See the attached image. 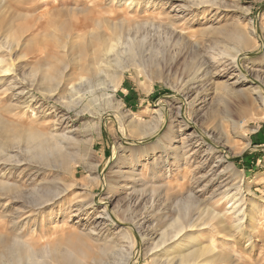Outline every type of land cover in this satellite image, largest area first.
<instances>
[{"label": "rangeland", "instance_id": "rangeland-1", "mask_svg": "<svg viewBox=\"0 0 264 264\" xmlns=\"http://www.w3.org/2000/svg\"><path fill=\"white\" fill-rule=\"evenodd\" d=\"M216 1L212 8L200 0H0V60L14 68L0 75V92L14 79L35 85L54 69L65 88L50 101L37 95L35 120L10 110V94H0V117L59 134L69 126L73 137L59 157L74 164L50 162L42 175L44 189L66 191L58 208L34 216L22 234L30 235L38 259L56 252L79 264H162L175 239L160 246L161 233L192 223L185 236L222 248L214 264H264V0ZM247 32L253 35L239 46L246 55L238 71L227 65L234 53L222 55L223 48ZM117 64L127 70L112 92ZM76 201L92 204L83 208L87 215L75 210ZM69 205L72 213L60 211ZM106 206L127 223L122 233L100 216ZM235 206L257 218L258 236L248 242L228 230ZM131 219L144 229L138 263L128 248ZM242 227L254 232L249 216Z\"/></svg>", "mask_w": 264, "mask_h": 264}, {"label": "bare ground", "instance_id": "bare-ground-1", "mask_svg": "<svg viewBox=\"0 0 264 264\" xmlns=\"http://www.w3.org/2000/svg\"><path fill=\"white\" fill-rule=\"evenodd\" d=\"M200 3H206L207 4L206 6L209 5L212 8L214 6L218 7V2L216 0H200ZM251 35H253L252 32L249 33L247 32V34L244 35L240 33H235L232 35L233 39L236 40V44L238 45L237 46L233 45L231 46L232 48L227 45L224 46L223 54H222V55H229L230 53H234L232 56H230L231 58L228 59L229 60V63L227 64L228 66H234L235 68L238 69V71H240L241 67H239L238 61L241 56H245L246 54L240 53L241 49L239 46L245 44L244 38H248ZM34 51L35 53L33 52V55L36 58L38 54L37 53L38 48L36 47ZM9 55L11 58V54ZM216 59H212V60H216ZM262 63H264V57L258 60V64H262ZM38 65L39 62L38 61L35 62L34 65L35 67L32 68V71L34 73L38 71ZM126 70H127L126 67H121L117 64L115 69L112 71L113 76L111 77L109 82L110 84L109 88L112 92H116L119 86L121 85ZM263 71H264V67H263ZM11 73L14 74L13 65H5V63L2 60H0V75L6 77L8 76V74ZM61 81H62V75L60 69H54L52 73L42 76L40 79H37L35 85L26 86L24 83L21 82L18 83L17 80L15 79L13 81L10 80L8 81L7 86L0 92V94H2L1 99H3L5 95L9 93L11 100H9V104L7 105V107L13 112L18 113L20 116H23L25 113L29 112L32 115V120H35L37 117H39L35 113V108H34V106L37 104L36 102L37 95H40L41 100H43L44 102L50 101L52 98L60 96L62 91L65 90V88H63L64 85ZM35 86L37 87V89H35ZM221 88L222 91L228 90L225 87H221ZM16 89H18V91L14 93ZM37 90H39L40 93L36 92ZM89 93L92 96V98L89 100L90 103L94 101L93 100L94 91H89ZM203 94L204 92H201V95ZM106 95L107 94H103L102 97H106ZM106 99H108V102H110L112 101V96H108ZM196 99L197 101L200 100L198 96ZM75 105L78 106L79 101H77ZM38 107L43 108L44 106H38ZM61 116H63V114ZM62 120L63 119H61V121ZM57 122H54V124L52 125L57 126L58 125ZM21 126H22L21 124H18L16 122H12V123L6 122L4 119L0 117V208L2 209L0 212V219L2 220L7 219V222L5 224L0 225L1 226L0 229L3 228L2 229L3 231L2 230L0 231V264H12V263L22 264V261L24 260H25V264H79L78 262L73 261L72 260L73 258L71 256L58 255L56 254V252L53 254L52 257H50L52 253L51 254L47 253L48 255L46 256L44 253V256L38 259L39 257L32 250L33 248L29 240L30 235L29 234H26V236L22 235L23 232L27 230V228L33 226L31 225L32 222L31 220H33V222L37 221V218H34V216L41 215V217L45 218L50 211H54L56 208H58L57 206L59 203L58 200H61V196H63V193L66 192L65 190H59L56 187L52 191L50 190L48 191L46 188L44 189L42 186L45 185L46 179H44L42 175L47 173L48 164H50V162L58 163L59 165L61 166L63 165L65 167H70V165L74 164L73 162H71L70 160L71 158L69 159L68 157H59L63 155L62 152L66 153L65 147L68 145V142H72L73 139L72 132L66 130L69 129V126L68 128L66 126L63 134L57 133L58 131L57 128H56L57 131L54 129L51 130L50 132H45L43 130H39L40 128L39 129L35 128V130H33V128L24 129ZM20 141L25 143V149H26L25 152L27 153V157L29 156V159L27 157L21 156L22 155L21 151H23L22 150L23 148H20L21 146ZM51 165L54 166V164ZM11 177H13V179ZM20 178L21 180H19ZM27 179L28 182L26 183ZM37 180L39 181V183L34 184L37 182ZM80 196L76 198L79 199ZM190 197L189 200H191ZM81 202L83 201H78V202L76 201L74 203L75 204L74 207L76 208L75 210H77V212H82L85 213V215H87V211L84 210L83 208L84 206L88 207L92 204L89 202L81 204ZM77 203L80 204L77 205ZM70 205L68 206L67 209L65 210L60 209V211L61 212L67 211V213L69 214L72 213ZM208 213H210V210ZM231 213L235 214V217L233 218V225L229 228L227 227L228 230L231 229L236 235L240 234L239 237L241 236L244 242H248V240H245L246 237L247 238L250 237L251 239H253V237L258 236L255 230L257 226L256 225L257 218L256 217L253 218V215L255 214H253L252 217H250V214L249 215L246 214L247 215L246 216L244 215L245 212L243 213V211H238L236 206L234 208H231ZM214 215L215 214L213 212V216ZM100 216L105 221L117 222L119 227H121L120 229L121 233L123 232L124 228H126L127 223L123 219H118V217L114 214V212H109L107 206L102 210ZM248 216H249V226L254 231L253 233L251 232L252 234L249 235L245 234L244 231L242 230L244 218ZM214 217H216V215ZM222 219L224 220V217ZM131 221H133V223H130L129 228L132 230V234L133 236H135V238L132 236L133 242L132 244H130L128 248L130 250L129 253H131V255H133L136 251L138 252V258L136 259V263H138L140 260L139 253L141 252V249L144 245V243L142 242V236H144V229L142 227L143 223L141 222L140 224H138L136 221L132 219ZM97 226L99 227L100 225L97 223L96 227ZM192 226L195 225H192V223H190L188 226L187 225L183 226L179 223V225H177L174 231L161 233L158 242L160 246L172 239H175V242L171 244V246L167 247L168 250H172V251L166 250V253L164 252L165 260L162 262V264H174V262L176 261L178 262V264H214L223 257V252H221L222 248L217 249L218 245L213 240H211L210 242L208 241L209 243H207L206 246H201L200 235L189 234L188 236H185V234H183V232L186 230L187 227H192ZM212 226L213 224L210 223V227L215 230V228ZM227 228H225L223 225L222 228H220V230L222 229V232H224L227 231ZM92 230H96V228ZM220 230L219 232H217L218 230H216V232L221 233ZM229 232H226L225 233L226 235L224 237H227V235L230 234ZM233 234L231 233V236H233ZM87 236L90 237L89 234ZM183 236L184 239L182 240L181 237ZM184 240H186V244H183ZM118 243L120 244V242ZM118 243L116 245L118 248L120 247L119 252L123 253L124 247L119 246ZM248 244L252 246L253 243L250 242ZM157 245L155 247H157ZM180 248L183 249L181 250ZM190 249H192L191 252H188V254H184L186 251H189ZM196 255H198L199 257L200 256H204V257L201 260H197L195 258ZM169 256L170 258H168ZM4 258H8L7 259L8 262L4 261L3 260ZM154 261L156 260L154 259Z\"/></svg>", "mask_w": 264, "mask_h": 264}]
</instances>
